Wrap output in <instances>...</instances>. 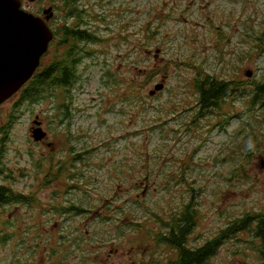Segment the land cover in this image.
<instances>
[{"label":"rangeland","instance_id":"374dc122","mask_svg":"<svg viewBox=\"0 0 264 264\" xmlns=\"http://www.w3.org/2000/svg\"><path fill=\"white\" fill-rule=\"evenodd\" d=\"M51 3L24 0L22 8L37 15ZM76 6L101 19L89 23L101 40L71 46L68 90L43 80L30 100L19 92L0 106V184L37 200L2 210L0 264H167L174 252L152 239L182 204L197 209L185 246L192 250L245 214L264 212V110L251 104L246 84L264 79V0ZM53 13L51 29L64 18L62 8ZM51 45L44 65L54 58ZM197 69L244 84L199 117ZM159 83L163 90L150 96ZM31 127L45 135L34 142ZM61 163L66 169L53 179ZM255 225L221 240L210 264H262Z\"/></svg>","mask_w":264,"mask_h":264},{"label":"trees","instance_id":"16d2710c","mask_svg":"<svg viewBox=\"0 0 264 264\" xmlns=\"http://www.w3.org/2000/svg\"><path fill=\"white\" fill-rule=\"evenodd\" d=\"M52 8L59 12L62 8L64 12L63 21H57L52 28L54 38L52 40V49L54 58L46 68L42 67L37 72L35 77L36 81L45 80L46 85L49 87H55L57 89H64L67 91L69 87L68 80H72L74 66L68 64L72 47H74L76 41H88L95 42L98 39L96 35L91 32L89 26L90 19H98V16H91L85 14L82 10L76 6L77 0H51ZM252 83V84H251ZM241 84L234 81L217 80L209 75L196 70L194 77L192 78V87L195 91V103L200 106L197 114L202 116L204 113L213 110L221 109L225 102V99L231 94H234L241 90ZM246 84L253 86L252 97L250 98L253 106H260L264 110V79L247 81ZM43 83H30L24 88L20 94L21 101H28L31 98L29 93L33 91L34 87H40ZM129 89L132 93H140V85L129 82ZM67 110V106H64ZM205 109L203 112H201ZM11 113L6 118V127L2 129V133L5 135L11 128L12 120L16 116ZM197 115V117H198ZM264 124V114L262 118ZM74 161V157L71 159ZM56 167V166H55ZM65 164H59L54 172L50 173L53 179L61 176L65 171ZM3 174V168L0 167V176ZM48 176V177H49ZM50 182H47L49 184ZM36 199L29 195H24L18 192H14L9 187H5L0 184V216L3 215V209L10 205L21 204L25 206H32ZM58 212L69 213L64 206L56 208ZM197 220V209L193 202L182 204L180 212L174 211L170 213V216L166 220H159V233L153 237V242L157 245L164 244L169 248L179 250V246L176 238L187 236V234L194 229ZM257 220V227L255 230V237H261L262 245L257 248V252L260 254L262 264H264V212L251 215L247 213L241 219H236L234 222L229 223L227 228L222 230L214 239L207 241L205 244L196 249H187L185 246L180 248V252L176 261H169L167 264H210L209 260L214 256L216 248L221 240L235 234L237 231L245 230L252 221ZM9 221L7 220V223ZM137 227V225H135ZM5 242V239L0 235V245Z\"/></svg>","mask_w":264,"mask_h":264},{"label":"water","instance_id":"95a60500","mask_svg":"<svg viewBox=\"0 0 264 264\" xmlns=\"http://www.w3.org/2000/svg\"><path fill=\"white\" fill-rule=\"evenodd\" d=\"M22 1L0 0V105L33 76L53 39V32L47 25L53 17L52 9H44L43 17L35 16L21 8ZM246 76L250 77V73ZM163 88V83L156 84L149 95ZM44 135L41 128L32 130L34 141Z\"/></svg>","mask_w":264,"mask_h":264},{"label":"flooded vegetation","instance_id":"af4514ba","mask_svg":"<svg viewBox=\"0 0 264 264\" xmlns=\"http://www.w3.org/2000/svg\"><path fill=\"white\" fill-rule=\"evenodd\" d=\"M24 2V0L22 1V3ZM41 13H42V10L40 11H38V13H37V15H41ZM42 67H44V68H46L47 67V65H44L43 64V66ZM41 67V68H42ZM41 70V69H40ZM38 71V70H37ZM36 74H37V72L35 73V75L30 79V80H28L26 83L27 84H30V83H43L42 81H36L35 80V77H36ZM26 84V85H27ZM25 85V86H26ZM198 102H196L195 103V109L198 111V109L200 108V106L197 104ZM205 109H203L201 112H203ZM36 118H38V117H35V119ZM41 125H42V123H41ZM74 162V161H73ZM73 164V163H72ZM74 176H71V178H73ZM256 222V225H255V230H256V227H257V225H258V223H257V220L255 221ZM191 232V231H190ZM190 232L187 234V236H183V237H181V238H176L177 239V243H178V246H179V250H176V249H173V248H169L168 246H166V247H168L171 251H173L174 252V258L171 260V262H173V261H176L177 260V258H178V255H179V252H180V248H182L183 246H187V240H188V236H189V234H190ZM255 232V231H254ZM255 235V234H254ZM257 239H259L260 241H261V237H256Z\"/></svg>","mask_w":264,"mask_h":264}]
</instances>
